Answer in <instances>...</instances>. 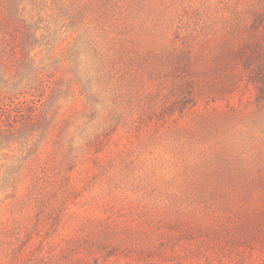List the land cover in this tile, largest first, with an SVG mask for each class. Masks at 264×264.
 <instances>
[{"label": "rangeland", "instance_id": "rangeland-1", "mask_svg": "<svg viewBox=\"0 0 264 264\" xmlns=\"http://www.w3.org/2000/svg\"><path fill=\"white\" fill-rule=\"evenodd\" d=\"M0 112V264H264V0H0Z\"/></svg>", "mask_w": 264, "mask_h": 264}, {"label": "trees", "instance_id": "trees-1", "mask_svg": "<svg viewBox=\"0 0 264 264\" xmlns=\"http://www.w3.org/2000/svg\"><path fill=\"white\" fill-rule=\"evenodd\" d=\"M38 39L36 36L32 37V39H30L27 44L25 45V48H24V52L28 53V58L29 59H33V55L31 54V51L36 47L38 46ZM249 60V59H247ZM247 65L249 67H252L251 68V71L253 72L252 76L255 80H263V74L261 72L258 71V68H259V63L258 64H250V63H247ZM258 73L260 74L259 75V78H258ZM257 78V79H256ZM32 80L34 82L33 85H31V88H34L35 91L33 93H31L30 95L33 97L32 99H36V97H42V94L38 91L45 88L46 86V83H45V78L44 76H38L37 74H34L33 77H32ZM37 89V90H36ZM21 112H27L26 110L22 109ZM17 110H15V113H21ZM12 114V112H10ZM3 116L2 112H0V117ZM0 128L2 129L3 131V134L0 138V147L1 148H6L9 144V142H16L18 139L17 137H14L13 134H9L10 130L8 129L9 126L8 125H5V124H0Z\"/></svg>", "mask_w": 264, "mask_h": 264}]
</instances>
